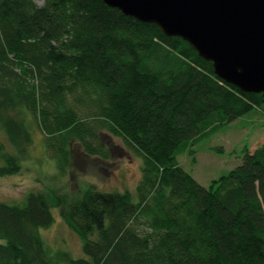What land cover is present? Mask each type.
Instances as JSON below:
<instances>
[{"label": "trees", "instance_id": "1", "mask_svg": "<svg viewBox=\"0 0 264 264\" xmlns=\"http://www.w3.org/2000/svg\"><path fill=\"white\" fill-rule=\"evenodd\" d=\"M42 1L0 0V130L10 145L0 142V176L21 172L30 118L60 175L74 142L103 161L123 155L113 136L143 158L141 180L135 195L89 186L0 202V264H264V143L209 187L178 161L224 126L264 115L263 96L103 0ZM54 210L82 257L42 237Z\"/></svg>", "mask_w": 264, "mask_h": 264}, {"label": "rangeland", "instance_id": "2", "mask_svg": "<svg viewBox=\"0 0 264 264\" xmlns=\"http://www.w3.org/2000/svg\"><path fill=\"white\" fill-rule=\"evenodd\" d=\"M34 1L43 5L42 0ZM28 120L31 124L33 145L28 157L22 162L21 172L0 176V202L19 204L30 192L48 193L60 189L76 194L89 186H96L98 190L107 193L136 194L141 180L143 158L128 148L121 138L110 136L112 145L124 148V154L113 153L107 161L88 156L81 145L74 142L70 165L67 172L60 175L52 153L47 150L43 132L35 120ZM0 142L10 149L1 130ZM263 143L264 115L255 111L196 143L180 154L178 161L202 186L209 187L214 180L241 165L246 147L256 150ZM191 150L194 151L193 156L190 154ZM53 213L56 221L50 228L42 230V237L53 250L69 251L76 258L82 257L80 238L69 229L58 210Z\"/></svg>", "mask_w": 264, "mask_h": 264}, {"label": "water", "instance_id": "3", "mask_svg": "<svg viewBox=\"0 0 264 264\" xmlns=\"http://www.w3.org/2000/svg\"><path fill=\"white\" fill-rule=\"evenodd\" d=\"M188 42L215 74L264 101V0H103Z\"/></svg>", "mask_w": 264, "mask_h": 264}]
</instances>
